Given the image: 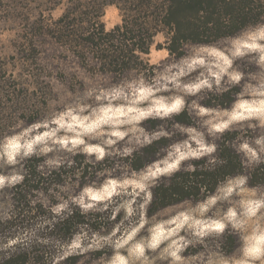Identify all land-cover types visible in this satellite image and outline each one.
Instances as JSON below:
<instances>
[{
	"label": "trees",
	"instance_id": "1",
	"mask_svg": "<svg viewBox=\"0 0 264 264\" xmlns=\"http://www.w3.org/2000/svg\"><path fill=\"white\" fill-rule=\"evenodd\" d=\"M105 4H115L121 15V22L109 30L101 21ZM263 24L264 0H74L55 20H40V65L39 47L32 39L13 44L19 54L12 56L14 61L18 58L17 69L0 58V142L16 129L45 123L42 116L50 103L62 96L78 100L87 80L98 82L99 90L133 78L152 80L156 69L149 59L152 47L180 58L192 45H214ZM158 35L161 42L155 40ZM239 72L242 77L250 73L243 67ZM239 91L236 85L213 90L200 103L227 107L225 98ZM163 119L181 127L194 125L187 109ZM160 121L149 117L142 127L159 131ZM170 131L165 128V134L128 153L97 157L82 149L55 146L46 154L24 158L21 179L0 189L9 192L11 202L10 212L0 214V264H91L81 261L82 254L63 253L64 247L79 234L91 238L120 230L122 215L111 206L85 210L75 198L108 177L121 178L158 159L164 143L175 141ZM248 131L233 127L217 133L211 154L158 176L135 215L143 216V222H159L166 208L201 202L234 178H241L249 190L263 191L264 154L249 161L239 147ZM212 249L209 254L230 255V235L221 234ZM111 254L108 245L90 252L93 258Z\"/></svg>",
	"mask_w": 264,
	"mask_h": 264
},
{
	"label": "rangeland",
	"instance_id": "2",
	"mask_svg": "<svg viewBox=\"0 0 264 264\" xmlns=\"http://www.w3.org/2000/svg\"><path fill=\"white\" fill-rule=\"evenodd\" d=\"M72 1L0 0L1 60L17 69L18 58L14 61L12 56L19 54L13 44L32 39L39 47L40 65V20H55ZM101 21L106 30L121 22L115 4L103 6ZM155 40L163 38L158 35ZM149 59L156 65L152 80L133 78L102 90L98 82L87 80L78 100L62 96L50 103L42 116L45 123L21 127L5 137L0 142V189L21 179L20 166L30 154H46L55 146L82 149L97 157L128 153L165 134L167 128L175 141L164 143L158 159L121 178L108 177L75 198L85 210L111 206L122 215V229L91 238L79 234L63 253L82 254L81 261L91 264H264V190L243 187L241 178L227 180L201 202L166 208L159 222H143V216L135 215L148 198L149 185L182 162L211 154L217 133L247 128L240 149L249 161L264 154V24L214 45H192L180 58L152 47ZM241 67L250 73L242 77ZM231 85L240 91L225 98L227 107L200 103L206 93ZM182 109L194 116V125L181 127L163 119ZM149 117L161 120V130H144L142 122ZM10 209L9 192H0V214ZM224 233L232 239L233 252L209 254ZM102 245H108L112 254L93 258L90 252ZM194 250L199 253L190 255Z\"/></svg>",
	"mask_w": 264,
	"mask_h": 264
},
{
	"label": "clouds",
	"instance_id": "3",
	"mask_svg": "<svg viewBox=\"0 0 264 264\" xmlns=\"http://www.w3.org/2000/svg\"><path fill=\"white\" fill-rule=\"evenodd\" d=\"M85 207L87 208V207H91L90 205H85Z\"/></svg>",
	"mask_w": 264,
	"mask_h": 264
}]
</instances>
